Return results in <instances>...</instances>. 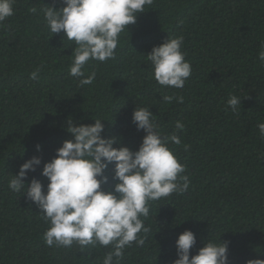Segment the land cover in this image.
Masks as SVG:
<instances>
[{"label":"trees","instance_id":"trees-1","mask_svg":"<svg viewBox=\"0 0 264 264\" xmlns=\"http://www.w3.org/2000/svg\"><path fill=\"white\" fill-rule=\"evenodd\" d=\"M44 5L63 6L15 0L14 15L0 25V264H100L109 249L45 247L47 226L34 204L9 191L8 175L32 156L50 161L71 139L63 127L69 117L83 124L103 118L106 138L138 150L144 133L131 122L135 105L151 108L163 135L181 138L170 147L191 183L182 196L153 203L145 246L127 249L121 264H173L175 240L185 230L196 235L192 255L208 235H222L230 242V264L264 259V139L257 128L264 123V64L258 60L264 0H154L129 26V37L121 35L116 60L90 68L97 78L82 88L68 75L71 43L62 33L51 37L42 15L29 12ZM179 35L192 75L183 89H164L144 55ZM37 67L38 82L29 78ZM164 95L183 96V103L165 104ZM230 95L242 99L239 115L226 108ZM177 121L183 130L175 129ZM41 169L29 180L46 187ZM105 175L102 188L111 190L112 165Z\"/></svg>","mask_w":264,"mask_h":264},{"label":"clouds","instance_id":"clouds-1","mask_svg":"<svg viewBox=\"0 0 264 264\" xmlns=\"http://www.w3.org/2000/svg\"><path fill=\"white\" fill-rule=\"evenodd\" d=\"M59 2L62 7L44 5L39 9L31 7L29 12L42 15L51 37L62 33V40L71 43L68 75L81 88L93 85L97 78V72L90 68L116 60L121 35L127 33L129 37V26L154 4V0ZM14 3L15 0H0V25L14 15ZM183 42V35L167 37L144 55L151 65L152 79L161 88L183 89L192 75L191 64L182 51ZM258 60L264 64V50L258 52ZM41 71L37 67L29 78L38 82ZM183 99L180 95H164L162 102L183 103ZM241 100L230 95L226 108L239 115ZM150 109L135 105L132 113L131 122L138 132L144 133L136 151L120 146L115 138H106L103 118H91L93 123L83 124L69 117L63 127L71 139L62 142L50 161L42 162L41 156H32L15 175H8L9 191L34 204L38 218L47 226L42 236L45 247L107 248L100 264H121L127 249L145 246L151 232L145 221L153 203L182 196L189 190L191 180L184 174L186 166L170 147L181 145V138L175 133L163 135ZM184 128L183 122L175 123L177 131ZM257 128L264 139V123ZM183 147L185 151L189 148ZM35 151H41L39 144ZM41 165L40 176L46 179V187L35 177L29 180V174ZM109 165L114 183L111 190H104ZM221 236L217 239L208 235L203 247L192 255L196 235L191 230L183 231L174 243L173 264H230V242L222 241ZM245 264H264V259H248Z\"/></svg>","mask_w":264,"mask_h":264}]
</instances>
